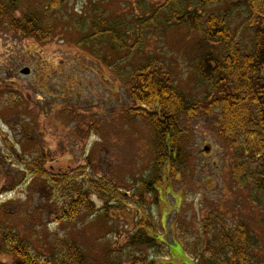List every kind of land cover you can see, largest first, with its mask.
Here are the masks:
<instances>
[{
	"label": "rangeland",
	"instance_id": "1",
	"mask_svg": "<svg viewBox=\"0 0 264 264\" xmlns=\"http://www.w3.org/2000/svg\"><path fill=\"white\" fill-rule=\"evenodd\" d=\"M53 1L21 0L0 10V234L21 236L42 264H56V251L66 240L82 248L87 264H203L221 230L244 224L256 240L255 262L264 261L259 191L237 186L232 150L216 133L212 117L183 121V162L174 171L169 165L160 169L155 193L141 190L154 163L155 138L145 121L126 116L135 106L127 76L158 59L180 90L201 98L208 90L196 82L195 63L208 41L187 26L166 24L162 12L153 15L165 0ZM247 2L226 4L232 7L230 25L243 42L252 38ZM31 12L53 26L47 42L14 27ZM94 26L128 33L126 48L93 37ZM40 155L54 174L85 166L87 179L109 180L118 187L120 202L108 199L116 206L104 216L106 200L90 194L97 213L58 221L44 181L31 168ZM74 191L56 192L57 202H70ZM136 204L148 213L153 227L146 234L158 247L128 244L141 218ZM0 264H12L5 251Z\"/></svg>",
	"mask_w": 264,
	"mask_h": 264
},
{
	"label": "trees",
	"instance_id": "2",
	"mask_svg": "<svg viewBox=\"0 0 264 264\" xmlns=\"http://www.w3.org/2000/svg\"><path fill=\"white\" fill-rule=\"evenodd\" d=\"M20 1L0 0V10L5 6L13 9ZM229 1L165 0L159 6L153 15L162 12L166 24L187 26L208 41V47L195 63L196 82L206 86L208 91L201 98L192 97L178 88L164 62L148 60L127 76L128 97L135 106L127 109L126 116L130 120L142 119L154 134V163L150 176L141 182V190L148 195L155 193V185L162 181L159 173L162 167L169 165L174 171L175 164L183 162L187 138L183 121L212 117L216 133L232 150L231 174L237 186L253 185L259 191L257 201L264 223V0H248L246 4L250 8L246 26L252 33L248 42H243L242 34L234 32L230 25L232 7H226ZM207 6L215 9L205 14L203 8ZM28 14L14 27L40 42L50 40L54 34L53 26L46 27L35 12ZM92 31L93 37L109 38L117 49L123 50L127 46L128 33L122 29L114 32L94 26ZM44 164V157L40 155L31 162V168L35 176L44 181L43 189L48 190L49 205L53 207L50 211L58 221L68 223L82 213L88 216L97 213L95 204L89 199L90 194L106 200L101 211L104 216L116 206L109 204L108 199L120 202L118 187L107 179H87L84 177L85 166L68 174H54L47 171ZM71 190L77 192L74 191L70 202H57L56 192ZM137 209L142 211L141 218L136 221L134 233L128 236V244L132 247H158L146 234L153 227L146 216L148 213L140 204ZM215 240L216 243L208 247L209 253L203 264H264V261L255 262L252 248L256 240L244 224L221 230ZM2 251L11 256L12 264H42L25 240L12 231L0 234V253ZM56 252V264L88 262L82 248L74 242H62Z\"/></svg>",
	"mask_w": 264,
	"mask_h": 264
},
{
	"label": "water",
	"instance_id": "3",
	"mask_svg": "<svg viewBox=\"0 0 264 264\" xmlns=\"http://www.w3.org/2000/svg\"><path fill=\"white\" fill-rule=\"evenodd\" d=\"M29 71L27 69L22 70V73L27 74Z\"/></svg>",
	"mask_w": 264,
	"mask_h": 264
}]
</instances>
